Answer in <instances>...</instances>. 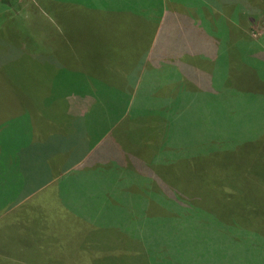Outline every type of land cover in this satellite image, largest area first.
Here are the masks:
<instances>
[{"label":"crops","instance_id":"0c3cea01","mask_svg":"<svg viewBox=\"0 0 264 264\" xmlns=\"http://www.w3.org/2000/svg\"><path fill=\"white\" fill-rule=\"evenodd\" d=\"M199 1L202 4L188 0H58L68 7L65 16L73 14L75 7L95 16L107 14L114 28L89 36L83 31L84 20L77 25L71 17H63L62 29L55 35L56 54L41 55L45 67H40V74H45V81L41 76L37 82L19 85L29 92L51 91L50 96L41 94L35 102L28 101L36 106L34 113L21 114L22 121L14 122L12 129L11 119L0 124V170L5 176L0 178V203L11 204L0 214V264H112L114 249L121 252L124 264H176L155 259L157 248L152 246L157 239L154 230L160 228L148 226V221L165 211L158 209L159 213L145 216L143 202L149 200L141 194L124 193L123 185L132 182L114 170L112 158L99 161L90 145H98V137H106L111 129L114 118L106 106L113 105L112 90L132 91L126 95L124 116L134 99L140 98L136 92L148 90L153 103L148 104L145 95L143 106L167 104L171 111L167 116L173 120L178 111L173 108L178 106L183 120V106L189 103L186 88L204 91L222 82L226 89L229 77L218 66L210 67L222 38L216 40L205 33L207 0ZM248 3L257 4L255 0ZM188 10H195L196 16ZM208 37L214 41L209 43ZM164 88L181 91L178 101H170L174 92L172 96L157 93ZM94 105L100 108L91 114L100 123L96 132L89 131L94 127L87 130L85 140H80L77 127L67 133L74 124L89 122V108ZM136 138L124 137L120 143ZM118 143L117 138L104 153L110 150L121 156ZM91 156L86 171L76 170Z\"/></svg>","mask_w":264,"mask_h":264},{"label":"rangeland","instance_id":"374dc122","mask_svg":"<svg viewBox=\"0 0 264 264\" xmlns=\"http://www.w3.org/2000/svg\"><path fill=\"white\" fill-rule=\"evenodd\" d=\"M59 1L65 3L70 0ZM188 1L202 4L199 0ZM231 1L232 0H220L219 2V0H207V12L209 13V15H207L208 21H203L204 25H202L205 33L214 36L216 40L222 38L220 41V48L217 50L218 55L211 57L213 64L210 65V67L214 69L218 66V71L227 75V78L229 77L230 79L226 80V89H223L225 85L222 84V82L217 84V87L219 86L221 91L220 99L216 102L218 115L211 120H207L208 123H213V129L208 132L206 144L219 145L209 149L225 152V155H221L220 157L224 156V159L228 158L229 161L225 163L230 165H232V152L235 147V144L232 143L240 139H248L246 135H250V132L254 133V136L264 132V0H259V4L248 3L250 0H239L238 4L232 3ZM217 2H219V8L216 7ZM66 8H68L67 5L64 4L63 6L58 0H0V46L2 45L0 47V85L7 84L11 86V98L9 97V99H11V129L14 122L22 121L23 119L21 117L22 113L19 111V107L22 108V106H20L21 103L30 105L28 101H32V103L35 102V97L38 96V92L39 98L41 94L47 97L50 96L49 93L51 91L44 89L30 90L32 92H29V89H27L23 94H16L13 90L14 85L22 86V84H25L27 81L37 82L40 80L41 76L42 81H45V74H40V67L42 66L41 55L42 52L45 54L48 53L49 55L56 54V49L54 48L56 44L55 35L62 29L60 23L63 17H71V23L74 20L77 25L84 20L83 31L85 33L88 32L89 36L92 33H99L102 30L114 28L111 27L113 20L109 21L108 18H111V16L107 14L95 16L91 14L89 10L75 7L71 8L73 14L70 12V15L65 16L67 13L65 10ZM187 12L193 17L196 16L195 10H188ZM95 18H99V21H95ZM210 21L215 23L210 24ZM221 21H223V24ZM133 28H135V31L139 30L138 26ZM112 34L118 33L114 32ZM207 40L209 43L214 41V39L210 37H208ZM86 45L87 41L83 46L85 47ZM95 45L98 46L101 44L96 42ZM47 48L48 50H46ZM86 50L89 51L90 49L87 48ZM9 58H11V61L4 65V62ZM42 67H45L44 64ZM43 85L46 86L44 82ZM68 92L71 93L70 90H68ZM110 92L113 96V105L106 106V109L109 110L110 113L112 112V118H115L123 111L122 108L125 106L124 102L128 98L126 95H131L132 91L112 90ZM172 92L179 94L181 91L176 90ZM136 93L140 95V98L134 99L128 111L129 117H127L129 124H135L134 129L145 126V123H140L143 117H147L149 121L148 115L152 116L151 113L143 114L145 112L143 108L146 106L142 105V98L147 95L149 97L148 104L153 103V97H151L150 91L138 90ZM46 96L45 98H47ZM170 98V101L173 102H177L179 99L178 97ZM4 99V96L0 98V102L4 103ZM8 102H10V100H8ZM39 103L41 104L40 101H38V104ZM53 107L55 109L60 108L56 106ZM148 107L154 106L150 105ZM98 109H100L98 106H91L89 108V122H78L77 125L74 124L73 129L67 130L66 132H75L77 127L80 140H85L87 138V130L93 127L94 128L89 131L92 130L96 132L95 130H97L95 128L98 126L99 121L91 114ZM16 110H18V112ZM34 120L37 122L39 119L35 118ZM59 121L63 123L62 115H60ZM146 128L147 127H145V129ZM119 132L120 129L115 130V133L111 134L105 145H114L119 136ZM143 140L144 137L142 141ZM173 140L180 145L179 151L184 154L190 153L191 149L195 148L199 143L197 133L195 135L187 133L183 136L175 135L173 136ZM246 143H248L247 140L243 144ZM148 147L149 151L146 152L145 155H141L142 158L146 157L145 163L139 161L140 156L136 154L137 150L135 149L131 150V156L127 155V161L131 165L135 164L139 169L142 167V169L153 170L157 164L161 163L159 160L163 153L157 156L155 155V157H150V150H152V147ZM246 158L247 157H244V159ZM89 161L90 158L87 162H84L83 168L89 166ZM91 163L92 162H90V164ZM239 164L243 165L242 168L245 166L248 167L243 159ZM174 165L176 166L175 162L170 161L171 167H168L167 170V172H172L171 181L169 182L171 196L168 195L169 193L166 194L168 188L165 186V182L159 180V177L157 178L154 172H151V179L146 178L140 171L136 170L129 172L130 170L124 169L123 175L127 176L126 179L129 180V183H134L135 188H138V193L142 195V198H146L151 202L154 200L151 192H143L144 190H150V187L158 191L157 194L160 195L161 199L156 201L162 203H164L162 196H166L165 199L170 205L171 202L175 200V196L176 201L185 204L191 202L190 196H194L197 197L201 205L213 209H216L213 202H218L219 205L223 206L222 213L235 211L238 212L239 215L251 213L258 216L260 219L262 218L264 221V197H243L238 195V192L236 193L235 191L230 193L232 198L220 197L216 195L218 194L217 192L211 191L208 188V185L216 180V177L212 176V174L208 175L206 173L205 175L199 176L197 173L195 174L192 172V169H196L192 167L189 168V166L183 171H180L179 174L176 172L173 174L174 171L171 169ZM164 167L165 166H160L156 172L159 171V173L162 174V169ZM102 169H105V167ZM127 169H129L128 166ZM222 169L228 170L226 167H222ZM214 171H216V168ZM154 175L155 177H153ZM86 176L92 178L90 175ZM145 179L148 180L145 182ZM228 181H230V179L225 178V182H221L228 185V183H226ZM192 191H198L200 194ZM136 204L138 206L141 203L137 202ZM159 205H161V203H159ZM185 206L187 207L188 205ZM248 206H251V210L247 209ZM143 211L145 216L159 213L156 207L145 205V201L143 202ZM256 216H254L255 220L257 219ZM159 220L161 222L162 219L157 218L156 222H159ZM258 226L259 225H255L251 227ZM219 235V238H221L222 234L219 233ZM232 237L236 242H240V236L233 235ZM235 241L231 240L230 242ZM156 256L159 257V254L156 253L155 257Z\"/></svg>","mask_w":264,"mask_h":264},{"label":"trees","instance_id":"16d2710c","mask_svg":"<svg viewBox=\"0 0 264 264\" xmlns=\"http://www.w3.org/2000/svg\"><path fill=\"white\" fill-rule=\"evenodd\" d=\"M256 2L259 4V0ZM10 59H7L4 65L9 63ZM191 78L193 79L192 76ZM24 91L26 89L24 90L23 87L19 85L14 86L13 92L16 94H23ZM157 93L166 96L173 95L172 90L169 88H164ZM220 95L221 91L219 88L213 89L210 87L204 91L194 87L186 88L184 96L189 100V103L183 106L185 119L180 120L182 117L178 106L173 108L178 110L176 116H174L175 120H173V116H167L168 112H171L168 110L169 106L167 104L154 107H148L150 105H147L143 108V111H145L143 114L151 113L152 116L148 115L149 121L147 117H143L140 123H145V126H140L136 129H134L135 124L128 123V113L123 117L127 109L125 105L122 108L124 113L122 112V115L116 116L111 122V129L106 131L107 136H110L115 133V130L120 129L118 144L122 147V153H119L122 155L112 154L110 150L104 153V149L107 146L105 145L107 136L104 137V135L98 137L101 139L98 145L94 144L95 146H100V148H94L95 146L91 145L90 150L93 151L94 155L99 157V161H103L105 156L108 157V160L112 158L111 163H114V170H117L123 178L127 177L123 175L124 169L130 170L129 172H132V170L140 171L148 179H151V172H154L157 178L159 177V180L165 182V186L168 188L166 194L169 193L168 195L170 196L171 187L169 182L171 181L172 172H167V170L168 167H171L170 161H173L176 164L171 169L174 171L173 174L175 172L179 174L180 171L189 166V168H195L196 170L192 169V172L197 173L199 176L207 173L216 177V180L209 184L208 188L211 191L217 192L218 194L216 195L220 197L232 198L230 193L233 191L238 192V195L243 197H264V132L259 133L257 136H254V133L250 132V135H246L248 139H240L232 143L235 144L234 151L232 152V165L225 163L229 161L228 158L224 159V156L220 157L221 155H225V152L209 149L219 145L206 144L208 132L213 129V123H208L207 120H211L218 115L216 102L220 99ZM3 96L5 97L4 103L0 102V124L11 119V99H9V97L11 98V86L7 84L0 85V98ZM178 96V93H175V96L172 97ZM38 98V96L35 97V99ZM6 99L10 100V102ZM168 100L164 101V104L168 103ZM20 106L23 109L19 107V111L28 117L30 113H34L36 108V106H27L23 103ZM16 111L18 112V110ZM145 127L147 128L145 129ZM131 130L134 133L125 134L127 131L131 133ZM185 133L192 135L197 133L199 143L195 148L191 149L190 153L184 154L179 151L180 145L175 143L173 136H183ZM130 135L137 137L136 141L120 143L124 137L132 139ZM120 136L122 137L120 138ZM143 137L144 140L142 141ZM246 140L248 143L243 144ZM148 146L152 147L150 157L163 153L159 160L161 163L157 164L153 170L142 169V167L139 169L135 164L131 165L127 161V155L131 156V150L135 149L137 150L136 154L140 156L141 160L139 159V161L145 163L146 157L142 158L141 155H145L149 151ZM120 157L122 158L121 160ZM244 157L247 158L244 159ZM242 159L248 167L242 168L243 165L239 164ZM83 165L84 163L78 166L76 170L86 171L87 169L83 168ZM99 166L104 167L103 164ZM127 166L129 169H127ZM160 166H165L162 169V174L159 171L156 172ZM222 167H226L228 170H223ZM215 168L216 171H214ZM2 173L3 171L0 170V178L4 179L5 176ZM225 178L230 179V181L226 182L228 185L224 183ZM148 179H145V182ZM122 190L124 193L129 192V194H133V196L139 194V190L135 188L134 183L130 185L124 184ZM143 192H151L154 197L152 202L145 201V203H150L148 206L165 211L164 214H160L159 219H162L161 222L160 220L156 222L157 218H149L150 220L148 221V226L157 225L161 229V233L160 229L158 232L154 230V236L157 239H155L156 245L153 242L152 246H156V252L161 257L156 256L155 259H170V261H174L176 264H264V221L262 218L260 219L251 213L239 215L236 211L222 213L223 206L219 205L218 202H213L214 207H216V209H213L201 205L197 197L194 196H190L191 202L187 204L176 201L175 196V200L170 205L165 199L166 196H162L164 203L156 201L160 200L161 197L154 188L151 189L150 187V190H144ZM0 205V214L2 213L1 211L5 212L11 206L8 203H0ZM185 205L188 206L186 207ZM247 209L251 210V206H248ZM254 216L257 217L256 220ZM255 225L259 226L251 227ZM219 233L222 234L221 238H219ZM233 235L240 236V242L233 240ZM231 240L235 242H230ZM120 253L119 250H112V257L116 259V261H113V264H124L123 260L119 258ZM145 262L148 263L146 259Z\"/></svg>","mask_w":264,"mask_h":264}]
</instances>
